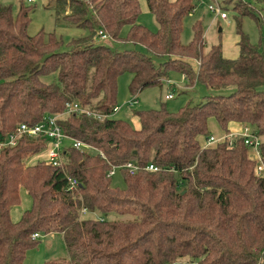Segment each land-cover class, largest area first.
I'll return each instance as SVG.
<instances>
[{
	"label": "trees",
	"instance_id": "1",
	"mask_svg": "<svg viewBox=\"0 0 264 264\" xmlns=\"http://www.w3.org/2000/svg\"><path fill=\"white\" fill-rule=\"evenodd\" d=\"M144 2L155 32L137 23L138 0H50L55 20L83 31L65 50H58L53 32H26L32 6L18 0L12 13L11 4L0 2V141L19 123L60 114L61 132L93 150L74 149L66 140L57 167L27 163L44 150L43 137L20 136L0 150V264H22L37 243L33 233L61 235L65 256L42 264H264V178L254 172L248 148L240 137L231 144L226 138L198 143L209 137V117L226 136L231 124L264 134V58L240 29L242 14L255 15L233 3L237 56L226 58L220 43L203 50L197 20L190 40L181 42L193 0ZM98 32L133 47L98 42ZM169 71L210 93L176 110L162 102L135 111L137 127L113 117L118 75L130 74L133 96L167 80ZM225 88L230 92L217 93ZM66 102L104 117L64 113ZM259 151L264 161V141ZM127 161L139 168L132 174L117 169L123 187L112 185L106 172ZM149 163L158 170H145ZM67 175L77 180L74 189H67ZM20 188L30 207L12 221Z\"/></svg>",
	"mask_w": 264,
	"mask_h": 264
},
{
	"label": "rangeland",
	"instance_id": "2",
	"mask_svg": "<svg viewBox=\"0 0 264 264\" xmlns=\"http://www.w3.org/2000/svg\"><path fill=\"white\" fill-rule=\"evenodd\" d=\"M24 4L32 6L29 12V22L26 32L29 35L35 34L42 30L45 33L53 32L56 37L60 39L58 50H65L72 38H75L83 33L82 30L73 25H69L64 20L54 19L53 11L47 7L50 0H34L27 2L22 0ZM194 1V0H193ZM225 11L226 18L219 19L207 10L206 4L208 0L202 2L194 1L193 10L188 13L182 21V33L180 40L182 43H187L191 38V25L196 20L200 22L203 35V50H207L211 45L220 43L221 54L226 58H233L237 56V35L235 33V18H238L237 11L233 9V3L240 1L244 3L248 9L253 11L256 20L248 14L240 16V29L246 35L247 41L255 46L264 58V0H219ZM4 4H11L12 13L17 9L18 0H0ZM139 14L137 23L143 25L150 32H155L157 23L148 11L144 0H138ZM98 42L105 43L113 48H129L133 47L128 43L121 44L120 42H112L109 39L98 40ZM137 50L144 51L141 45H134ZM190 65L193 69L196 68L195 61L190 60ZM46 81L52 80L51 75L44 78ZM130 79L128 72H123L118 75L116 79V96L115 107L117 111L113 114L114 118H120L130 123L132 127H137L138 122L135 111L145 110L149 108L157 109L162 102L169 110H176L185 103H194L200 101L205 95L210 93L203 85L193 84L186 86V81L183 80L182 75L176 71H169L167 80H162L161 83L153 86H146L138 91L135 95L136 103L132 105L126 104L128 100L132 99V94L127 89V84ZM231 88H225L217 93L226 94L230 92ZM172 93L171 99H165V94ZM211 93H214L211 92ZM57 118L60 114L55 115ZM234 135H237L234 134ZM236 137V136H235ZM227 140L228 137L225 136ZM259 142L264 141V134L257 135ZM230 139H232L230 137ZM85 150V149H84ZM88 152H93L92 149H87ZM251 153L253 157V149L248 148V154ZM41 156L45 155V148L39 152ZM36 160L33 162L35 163ZM107 177V176H106ZM111 184L119 188L123 187V181L120 173L116 170L111 176ZM84 217L94 218V214H85ZM109 219H115V216H109ZM129 219L130 216H117L119 220ZM65 256L62 240L58 234L52 237L39 236L37 243L29 248L24 256L22 264H42L43 260L63 258Z\"/></svg>",
	"mask_w": 264,
	"mask_h": 264
},
{
	"label": "built area",
	"instance_id": "3",
	"mask_svg": "<svg viewBox=\"0 0 264 264\" xmlns=\"http://www.w3.org/2000/svg\"><path fill=\"white\" fill-rule=\"evenodd\" d=\"M27 2H32L34 0H26ZM195 2H202L203 0H194ZM207 10L211 12L214 16H217L219 19H225L226 14L223 10L222 4L219 0H208L206 4ZM100 39H105L106 36L101 32H98ZM172 93L165 94V99H171ZM136 103L135 95H133L132 99L128 100L126 104L132 105ZM118 107L114 108L116 111ZM85 113L90 114L96 118H102L104 115L95 114L93 112H89L87 110L82 109L77 103L66 102L64 103V113ZM20 136H27V137H43L46 139V146H45V159L44 162L50 164L51 166L57 167L60 166L62 163V155L63 150L62 146L66 140L70 142V145L74 149L84 150V149H91V147L79 140L68 138L64 135L59 125L57 124V117L55 115L45 116L42 121L34 124V125H27L25 123H19L15 126V128L6 134L5 139L0 141V150L4 147L13 146L17 139ZM240 137L242 139L243 145L247 148L253 149V157L250 158L255 162L254 165V172L257 175H261L264 178V161L261 158L260 151H259V140L256 134L252 133L249 127L243 126L241 131L237 133V135L229 134L226 137L229 138L228 143L231 144L233 137ZM225 138V137H224ZM224 140V139H223ZM218 142L213 136H209L206 141L203 143V147L207 146L212 143ZM119 168H124L127 170L128 173H134L139 166L132 161H127L122 164L120 167H110L106 172L107 177L113 176L115 171ZM145 170L148 171H157L158 168L153 164H146L143 167ZM66 187L68 190L74 189L77 186V180L72 176H66ZM86 211L82 209L80 214H85ZM39 235L37 233H33L31 238H38Z\"/></svg>",
	"mask_w": 264,
	"mask_h": 264
},
{
	"label": "crops",
	"instance_id": "4",
	"mask_svg": "<svg viewBox=\"0 0 264 264\" xmlns=\"http://www.w3.org/2000/svg\"><path fill=\"white\" fill-rule=\"evenodd\" d=\"M195 66H196V63H195ZM206 126H207V130L209 132V136H213L218 142L222 141L224 139V137L226 136L224 134V132L220 129V127L218 126V124L216 123V121L214 120L213 117L207 118V120H206ZM241 129H242V127L240 125H238V124H231L230 125V134H233L234 135L236 133H239L241 131ZM204 142L205 141H204V138L203 137H198V143L200 145H203ZM213 144L214 143L209 144V145L211 146ZM38 154H40V153H38ZM38 154H35V155L29 157L27 163L28 164H32L35 160L36 161H41V160H44L45 159V155L44 156H41V155H38ZM248 156L250 158H252L251 157L252 155H251L250 152H249ZM29 207H30V199L27 196V194L25 193L24 189L23 188H20L19 189V203L16 204V205H14L10 209V211H9V217H10V219L12 221L18 220L19 217H20V215H21V213H22V211L28 209ZM55 234H57V233H50V234H46V235H42V236H44V237H46V236L52 237ZM58 236H60V238H61V235L60 234H58ZM48 260H51V259H48ZM44 261H46V260H43V262Z\"/></svg>",
	"mask_w": 264,
	"mask_h": 264
}]
</instances>
